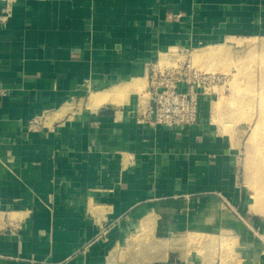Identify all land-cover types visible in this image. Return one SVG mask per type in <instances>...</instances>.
<instances>
[{
  "label": "crops",
  "instance_id": "crops-1",
  "mask_svg": "<svg viewBox=\"0 0 264 264\" xmlns=\"http://www.w3.org/2000/svg\"><path fill=\"white\" fill-rule=\"evenodd\" d=\"M263 38L264 0L14 2L0 23V264H264V185L247 183L231 93L201 97L191 127L141 121L175 50L205 68Z\"/></svg>",
  "mask_w": 264,
  "mask_h": 264
},
{
  "label": "rangeland",
  "instance_id": "rangeland-1",
  "mask_svg": "<svg viewBox=\"0 0 264 264\" xmlns=\"http://www.w3.org/2000/svg\"><path fill=\"white\" fill-rule=\"evenodd\" d=\"M214 56L205 68L198 64L196 53L193 54L192 50L188 58L201 72L225 75V83L221 87L223 92L231 93L232 96L230 106L234 117L231 120L235 122V126L242 123V129H244L241 164L243 165L245 155H247L246 161L249 160V164L253 165L251 168L253 177L247 183L255 193H259L264 185V181H260L261 175H258L259 170L263 168H261V163L264 162V38L249 40L246 44L244 42L238 46L235 58L231 57L226 60L220 52ZM183 59L185 56L175 51L174 55H169L165 66L155 68V70L172 66ZM220 68L223 69L220 70ZM251 130L256 131L255 138L251 143L249 140L248 152L245 153L244 141L252 135Z\"/></svg>",
  "mask_w": 264,
  "mask_h": 264
},
{
  "label": "built area",
  "instance_id": "built-area-1",
  "mask_svg": "<svg viewBox=\"0 0 264 264\" xmlns=\"http://www.w3.org/2000/svg\"><path fill=\"white\" fill-rule=\"evenodd\" d=\"M18 0H4L0 6V23H6L12 15L13 4ZM185 56L183 61L149 75V100L142 107L141 121L166 128H187L195 125L199 117L201 97L217 95L216 87L225 83V75L201 72L189 59L188 48L175 50ZM6 92L0 88V95ZM42 117L30 121V126L40 128Z\"/></svg>",
  "mask_w": 264,
  "mask_h": 264
},
{
  "label": "bare ground",
  "instance_id": "bare-ground-1",
  "mask_svg": "<svg viewBox=\"0 0 264 264\" xmlns=\"http://www.w3.org/2000/svg\"><path fill=\"white\" fill-rule=\"evenodd\" d=\"M164 64V61H162L161 62V64H160V66H161V68H162V66H164L163 65ZM142 87V85L140 84V82H139V80H136L135 81V83H133L132 85L130 84L129 85V88L130 89H135V90H138V89H140ZM140 91V90H139ZM109 92H106V93H104V94H101L99 97H98V100H97V104L99 105V104H101V103H103V102H105V101H107L108 100V95H111V94H108ZM112 94H114V93H112ZM251 140V139H250ZM251 143V142H250ZM254 192V191H253ZM205 240V239H204ZM202 243H204V242H202ZM210 243V242H209Z\"/></svg>",
  "mask_w": 264,
  "mask_h": 264
}]
</instances>
